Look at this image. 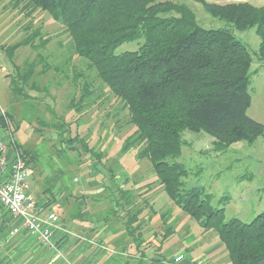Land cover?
I'll use <instances>...</instances> for the list:
<instances>
[{
	"label": "rangeland",
	"instance_id": "1",
	"mask_svg": "<svg viewBox=\"0 0 264 264\" xmlns=\"http://www.w3.org/2000/svg\"><path fill=\"white\" fill-rule=\"evenodd\" d=\"M177 1L187 4L199 24L207 29L227 26L211 16L200 1ZM206 1L264 6V0ZM30 10L24 9L23 4L15 6L13 0H0V116L7 125L4 128L0 124V137L31 152L32 193L57 214L59 229L54 232L60 231L58 237H52L51 247L39 243L42 248L31 255L25 250L29 245L34 249L36 242L25 240L23 236L27 234L19 238L13 235L6 245L0 242L4 262L15 264L12 259L22 257L21 260L38 258L36 264H94L101 253L88 249L93 256L83 262L82 240L77 238L102 237L103 247L112 251L117 245L105 257L109 258L103 261L105 264H141L131 257L139 252L128 235L126 221L131 214L142 211L137 225L141 232L148 228L141 247L149 258L146 264H204L207 260L210 264H232L218 235L205 231L169 198L152 162L142 155V145L134 143L126 149L136 131L128 110L97 77L89 62L76 54L64 27L48 12ZM32 33V47L20 48L13 58L2 49L25 42ZM234 33L254 58L248 114L264 125V67L257 58L260 38L256 28ZM139 47L138 41L128 42L118 52L136 51ZM31 64L35 65L34 75L26 86L22 85L29 97L13 93L9 75L17 74L16 67L23 72L29 70ZM84 84H89L91 95L78 112L71 103L80 98ZM69 133L84 138L87 149L77 142H64ZM185 138L188 145L179 160L189 171L184 180L187 186L204 187L214 196L215 206L227 196V219L237 217L251 222L264 212V134L253 142L236 141L221 150L214 145L216 138L206 132L186 131ZM105 185L111 190H106ZM112 229L115 238L110 235ZM108 236L116 242L108 244ZM45 251H51L50 255H45ZM160 253L162 258L158 257ZM178 256H183L182 261L176 262L174 258Z\"/></svg>",
	"mask_w": 264,
	"mask_h": 264
},
{
	"label": "trees",
	"instance_id": "2",
	"mask_svg": "<svg viewBox=\"0 0 264 264\" xmlns=\"http://www.w3.org/2000/svg\"><path fill=\"white\" fill-rule=\"evenodd\" d=\"M198 1L227 26L203 27L194 11L177 0H13L15 6L23 4L26 10L48 12L64 27L76 54L89 62L128 110L136 131L126 149L134 143L142 145V155L152 162L169 198L205 231L218 235L232 264H264V212L251 222L227 219V196L215 206L214 196L204 187L187 186L184 180L189 171L179 160L188 145L186 131L210 134L220 150L236 141L253 142L264 134V125L248 114L254 58L234 33L256 28L260 38L257 58L264 67V6ZM34 36L32 33L25 42L2 49L13 58L20 48L32 47ZM135 41L140 42L138 50L118 52L125 43ZM33 68L31 64L23 72L16 67L17 74L9 75L13 93L29 97L23 87L34 75ZM82 92L71 103L78 112L91 95L89 84L82 86ZM2 118L0 124L5 128ZM4 140L9 146L14 144L31 166V152L15 141ZM63 141L77 142L87 149L79 135L69 133ZM104 188L111 190L106 185ZM40 201L39 205L52 211L48 203ZM141 212L129 214L126 221L128 235L139 253L144 245L137 225ZM7 217L5 214L0 230L10 225L6 224ZM169 235L165 233L166 238ZM0 264L11 263L0 260Z\"/></svg>",
	"mask_w": 264,
	"mask_h": 264
},
{
	"label": "built area",
	"instance_id": "3",
	"mask_svg": "<svg viewBox=\"0 0 264 264\" xmlns=\"http://www.w3.org/2000/svg\"><path fill=\"white\" fill-rule=\"evenodd\" d=\"M33 169L15 145L9 146L0 137V223L5 214L11 234L26 232L37 242L51 247L52 235L58 228L59 218L55 212L39 205L32 193L30 180ZM183 256L176 257V262Z\"/></svg>",
	"mask_w": 264,
	"mask_h": 264
},
{
	"label": "crops",
	"instance_id": "4",
	"mask_svg": "<svg viewBox=\"0 0 264 264\" xmlns=\"http://www.w3.org/2000/svg\"><path fill=\"white\" fill-rule=\"evenodd\" d=\"M79 207H81V205L79 206ZM142 221H143V219H141ZM9 229V231H7V229ZM6 228H4L3 230L1 229L0 230V242L2 243V244H4V245H6L7 243H8V241H10V238H12V234H11V228H12V226L11 227H6ZM59 229V228H58ZM61 229V228H60ZM145 230L143 231V232H141V230H140V235H141V239H142V241H144L145 240V238L147 237V234H148V231H146V230H148V228H144ZM59 231L60 230H56L55 232H54V234H53V239L54 238H56V237H58L57 235H58V233H59ZM112 234H110L111 235V237H114V234H115V232H114V229H112ZM143 233H145V235H146V237L144 236V234ZM11 234V235H10ZM24 235V234H27L26 232H22V233H20L19 235H17L15 238H19V237H21V235ZM22 235V236H23ZM27 237H24L23 236V238H26L25 240H31L32 241V239H34L33 237L31 238L30 237V235H26ZM115 238V237H114ZM114 238H110V236H108L107 237V241H108V244L109 243H111V244H113L114 242H116V240L117 239H114ZM78 240H82L81 241V243H82V248H81V250H83L82 252V254L80 255V258H82V260H83V262H84V260L86 261V259L88 258V257H92L91 256V253H90V251L89 250H93V252L94 253H101V258H99V260H94L95 261V263L94 264H105L106 262H103V261H107V259H109V258H105L108 254H109V252H112V251H115L116 250V248H117V245H114L113 246V250L111 251V250H109L107 247H103L101 244H102V240H103V238L101 237V238H97L96 240H93V239H85V238H82V237H78L77 238ZM109 239V240H108ZM27 241H23V242H27ZM106 241V242H107ZM35 244H34V249H32V247H30L31 245H29V248H26V250H25V248H24V250L25 251H28L27 253H29L30 255H31V253H34V252H36V251H38V249L39 248H42V246L39 244V242L37 243V241H36V239H35ZM118 242V241H117ZM132 242L134 243V241H133V238H132ZM149 242V241H148ZM100 243V245H98ZM146 244V243H145ZM23 245V244H22ZM35 246H37L36 247V249H35ZM102 246V249H104L105 251H103L102 252V250H101V247ZM144 246V245H143ZM89 249V250H88ZM41 251V250H40ZM89 251V254H87L86 255V252H88ZM119 251V250H118ZM160 252V251H159ZM42 253V252H41ZM50 253H51V251L49 252V253H46V251H45V255H50ZM122 253V252H121ZM159 256L158 257H160L161 256V258L163 257L162 256V253H160V254H158ZM51 256L53 257V254H51ZM131 257H133V259H135L136 260V258L137 259H139V262H141V264H146L147 262H148V257H147V253H145V252H143L142 250H141V253L139 254V253H136V252H134V253H132V256ZM22 258V257H21ZM21 258L19 259V258H16V259H12V258H10V259H12V261H13V263H15V264H36L37 263V261H38V258L37 259H35V260H33L32 258H30V260H21ZM95 258V257H94ZM111 258V257H110ZM100 259H102L101 261H100ZM174 259H176V257L174 258ZM0 260H6L5 258H4V256H1V254H0ZM144 261V262H143ZM19 262V263H18ZM149 263V262H148ZM12 264V263H11ZM156 264H161V263H156ZM191 264H199V263H197L196 261H192L191 262ZM204 264H210L209 263V261L207 260V261H205L204 262Z\"/></svg>",
	"mask_w": 264,
	"mask_h": 264
}]
</instances>
